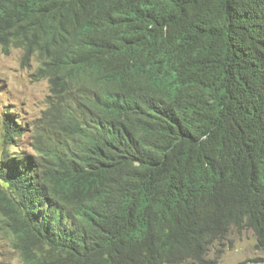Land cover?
Segmentation results:
<instances>
[{"label": "trees", "instance_id": "16d2710c", "mask_svg": "<svg viewBox=\"0 0 264 264\" xmlns=\"http://www.w3.org/2000/svg\"><path fill=\"white\" fill-rule=\"evenodd\" d=\"M10 46L49 84L48 141L1 120L21 264H206L233 228L264 248V0H0Z\"/></svg>", "mask_w": 264, "mask_h": 264}, {"label": "rangeland", "instance_id": "374dc122", "mask_svg": "<svg viewBox=\"0 0 264 264\" xmlns=\"http://www.w3.org/2000/svg\"><path fill=\"white\" fill-rule=\"evenodd\" d=\"M13 49L16 55L13 56L10 51L9 54H4L9 57L8 61L0 62V134L2 114L14 108L13 111L23 126V133L16 142L20 149L32 151V146L37 141H48L50 137L47 125L40 119L47 108L49 84L44 79L33 78L36 62H32L30 68H22L21 50ZM256 244L252 230L238 232L233 228L225 239L209 246L206 264H262L253 261L264 258V248L259 250ZM17 255L20 257L19 251L13 248L12 239L0 217V262L12 264ZM18 264H21V259ZM183 264L199 263L191 261Z\"/></svg>", "mask_w": 264, "mask_h": 264}, {"label": "clouds", "instance_id": "9594fccd", "mask_svg": "<svg viewBox=\"0 0 264 264\" xmlns=\"http://www.w3.org/2000/svg\"><path fill=\"white\" fill-rule=\"evenodd\" d=\"M10 50L12 51V55L15 56L16 55V52L14 49H11V46H10ZM9 57H6L4 55V53L2 51H0V62H4L6 63L8 61ZM20 260V257L19 255H17L13 261H12V264H18V261Z\"/></svg>", "mask_w": 264, "mask_h": 264}]
</instances>
